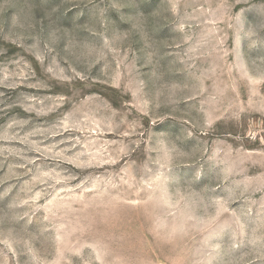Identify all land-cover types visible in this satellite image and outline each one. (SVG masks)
<instances>
[{
    "label": "rangeland",
    "instance_id": "374dc122",
    "mask_svg": "<svg viewBox=\"0 0 264 264\" xmlns=\"http://www.w3.org/2000/svg\"><path fill=\"white\" fill-rule=\"evenodd\" d=\"M0 264H264V0H0Z\"/></svg>",
    "mask_w": 264,
    "mask_h": 264
}]
</instances>
